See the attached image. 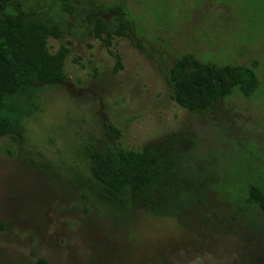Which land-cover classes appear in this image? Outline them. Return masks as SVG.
<instances>
[{"label": "rangeland", "instance_id": "obj_1", "mask_svg": "<svg viewBox=\"0 0 264 264\" xmlns=\"http://www.w3.org/2000/svg\"><path fill=\"white\" fill-rule=\"evenodd\" d=\"M69 1V13L58 0L9 9L56 23L52 51L71 44L63 82L12 99L19 127L15 140L0 138V264H264V214L247 202L249 185L264 193V0ZM115 6L130 38L107 48L91 30L97 17L115 28ZM184 54L255 62L258 89L187 111L165 82ZM107 148L150 152L152 189L100 200L89 152Z\"/></svg>", "mask_w": 264, "mask_h": 264}, {"label": "trees", "instance_id": "obj_2", "mask_svg": "<svg viewBox=\"0 0 264 264\" xmlns=\"http://www.w3.org/2000/svg\"><path fill=\"white\" fill-rule=\"evenodd\" d=\"M58 1L64 12L72 11L69 0ZM12 2L0 0V138L15 140L12 135L19 122L13 97L29 90L32 85L63 82L66 79L65 60L71 43L66 41L52 51L48 40L62 38L58 25L10 13ZM110 10L117 15L115 28L110 29L103 19L97 17L91 30V35L107 48L112 46L114 39L130 38L124 10L119 6ZM120 68V58L116 55L113 71ZM255 68V62L250 66L217 65L184 54L169 68L165 82L170 88L171 100L179 107L194 112L207 109L235 92L250 98L259 86ZM108 128L118 139L116 128L112 125ZM89 159L92 178L105 193L99 195L102 201L121 203V195L126 189L145 193L152 189L157 179V174L151 170L153 156L147 151L118 150L113 153L108 148L102 152L92 150ZM247 202L256 203L264 214V193L253 184L248 187Z\"/></svg>", "mask_w": 264, "mask_h": 264}]
</instances>
